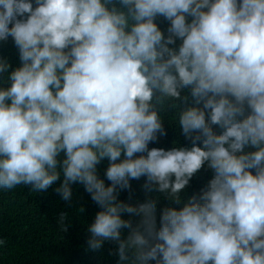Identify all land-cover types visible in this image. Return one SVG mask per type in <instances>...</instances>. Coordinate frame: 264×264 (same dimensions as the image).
<instances>
[{
  "label": "trees",
  "instance_id": "16d2710c",
  "mask_svg": "<svg viewBox=\"0 0 264 264\" xmlns=\"http://www.w3.org/2000/svg\"><path fill=\"white\" fill-rule=\"evenodd\" d=\"M226 2L0 0V264H264V31L189 50Z\"/></svg>",
  "mask_w": 264,
  "mask_h": 264
},
{
  "label": "clouds",
  "instance_id": "9594fccd",
  "mask_svg": "<svg viewBox=\"0 0 264 264\" xmlns=\"http://www.w3.org/2000/svg\"><path fill=\"white\" fill-rule=\"evenodd\" d=\"M226 1L222 11L206 23V37L200 41H195L189 46L192 55L197 49L196 52L200 51L210 58H216L215 62L222 66H230L240 59L243 50L242 44L248 40L237 24V19L252 14V20L248 25L249 28L255 29L252 35L264 31V26H262L264 24V0ZM149 41L148 44L139 42L144 50L139 56L144 61H148L150 67H153L157 61L156 51H160V47L156 37L149 38ZM127 53L132 57L136 56L132 50ZM220 78L218 69L214 68L210 75V81L217 82ZM139 83L140 80H134V86H138ZM259 107L260 104L257 103L256 109ZM196 113L195 111L194 114ZM241 140H243L244 146L254 152L260 164L264 165V118L259 120L257 127L246 133ZM100 179L103 181L106 178ZM14 242L16 240L12 234L4 232L0 234V258L5 261H12L16 258L18 253L13 248L12 243Z\"/></svg>",
  "mask_w": 264,
  "mask_h": 264
},
{
  "label": "rangeland",
  "instance_id": "374dc122",
  "mask_svg": "<svg viewBox=\"0 0 264 264\" xmlns=\"http://www.w3.org/2000/svg\"><path fill=\"white\" fill-rule=\"evenodd\" d=\"M0 234H3V232L0 231Z\"/></svg>",
  "mask_w": 264,
  "mask_h": 264
}]
</instances>
